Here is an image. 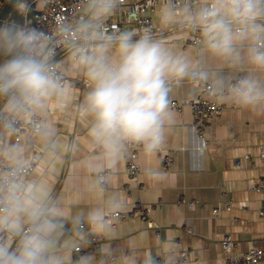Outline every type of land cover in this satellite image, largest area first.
Masks as SVG:
<instances>
[{
  "label": "clouds",
  "instance_id": "clouds-1",
  "mask_svg": "<svg viewBox=\"0 0 264 264\" xmlns=\"http://www.w3.org/2000/svg\"><path fill=\"white\" fill-rule=\"evenodd\" d=\"M8 2L21 19L0 20V264H137L108 243L80 254L114 231L125 206L107 194L110 177L130 146L161 148L178 85L205 84L214 100L264 113V0H167L158 22L194 34L191 55L150 29L109 31L106 17L122 0H80L54 34L29 23L37 0ZM73 72L89 86L75 105ZM69 110L88 123L78 163L93 174L84 191L101 201L75 213L79 197L62 204L47 179L81 149L58 140L52 123L53 112Z\"/></svg>",
  "mask_w": 264,
  "mask_h": 264
},
{
  "label": "crops",
  "instance_id": "crops-1",
  "mask_svg": "<svg viewBox=\"0 0 264 264\" xmlns=\"http://www.w3.org/2000/svg\"><path fill=\"white\" fill-rule=\"evenodd\" d=\"M163 6L161 4L154 13L153 35L162 38L178 53L193 54V45L184 42L192 39V33L163 28L159 24L158 13ZM126 29L130 27L125 26ZM206 63L210 68L219 67L212 61ZM69 77L70 104L75 105L86 95L89 86H84L86 79L82 75L73 72ZM198 92L199 89L186 82L174 88L170 101L194 98ZM221 102L225 108L207 128L204 148L198 147L191 137L192 113L186 106L181 112L170 107L172 118L158 151L146 154L139 146L135 161L140 173L136 180L127 173L128 149L110 177L107 194L119 195L125 205L122 211L130 210L136 200L152 205L150 216L156 226L148 227L147 222L138 217L118 219L110 235L98 238L99 245L108 243L130 252L137 264H143L146 256L154 257L156 264L222 263L226 254L223 239L227 234L234 239L236 254L253 247L264 249V218L257 214L258 209L264 208V185L260 191L252 188L253 183L264 177L260 159V152L264 150V113ZM51 119L58 140H76L81 145L80 151L64 158L61 166L47 177L53 196L64 205L79 197V205L70 209V213L98 206L101 201L84 191L93 174L78 163L86 151L88 123L76 119L71 110L53 112ZM169 150L173 151V164L164 169L161 157ZM246 154L252 163L244 159ZM238 159H242L240 165L236 163ZM223 189L231 204H220V211L214 214V207L224 198ZM193 198L197 200L193 207L179 205L182 199ZM258 264H264V258Z\"/></svg>",
  "mask_w": 264,
  "mask_h": 264
},
{
  "label": "built area",
  "instance_id": "built-area-1",
  "mask_svg": "<svg viewBox=\"0 0 264 264\" xmlns=\"http://www.w3.org/2000/svg\"><path fill=\"white\" fill-rule=\"evenodd\" d=\"M167 0H122L121 7L118 11L106 17V25L109 31L118 32L124 30L125 26H129L130 30L137 33H143L145 30H151L152 33L156 30L154 13L161 4H166ZM80 0H37L33 4V15L28 17V21L34 27L55 33L56 29L65 21H69L74 15L81 11ZM196 36L192 34V39L188 45H193ZM71 78L69 77V81ZM85 87H88L87 81L83 82ZM186 106L191 109L192 121L189 125L191 137L198 143V147L204 148L207 145L205 133L208 127L211 126L212 120L216 119L220 112L225 108L224 103L219 100L210 98L208 89L205 84L199 85V92L196 97L186 100H171L170 107L182 111ZM140 145H132L129 147L127 154V173L130 178L136 180L140 173V167L135 161L137 150ZM246 161L251 162L249 154L244 155ZM260 159L264 169V150L260 152ZM162 167L169 169L173 164V151L169 150L162 154ZM242 159H238L236 163L240 165ZM252 163V162H251ZM264 185V177L258 183H253L252 188L256 191L262 190ZM224 198L214 207L213 213L218 214L220 204L230 205L231 199L227 192L223 189ZM197 203L195 198L182 199L179 205H185L187 208L193 207ZM153 209L152 205H148L141 200H136L132 203L130 210L121 211L119 219L128 217H138L147 222L148 227L156 226L152 220L150 213ZM259 217L264 218V208L257 210ZM160 230V228L158 227ZM234 239L231 234H227L223 239V248L225 251L224 261L215 264H258L264 258V249L253 247L243 253L236 254L234 250ZM99 247V240L93 243L90 247L81 250L80 254L91 253ZM163 264V263H160Z\"/></svg>",
  "mask_w": 264,
  "mask_h": 264
},
{
  "label": "water",
  "instance_id": "water-1",
  "mask_svg": "<svg viewBox=\"0 0 264 264\" xmlns=\"http://www.w3.org/2000/svg\"><path fill=\"white\" fill-rule=\"evenodd\" d=\"M13 10L12 5L7 2L5 6L0 9V20L8 19Z\"/></svg>",
  "mask_w": 264,
  "mask_h": 264
},
{
  "label": "trees",
  "instance_id": "trees-1",
  "mask_svg": "<svg viewBox=\"0 0 264 264\" xmlns=\"http://www.w3.org/2000/svg\"><path fill=\"white\" fill-rule=\"evenodd\" d=\"M0 2H2L3 3V6H5V4L8 2V0H0ZM32 15H33V11L29 15V17H31ZM8 19H17V20H19L21 18L15 13L14 10H12V12H11V14H10V16H9ZM3 59H4V57L0 56V61H2Z\"/></svg>",
  "mask_w": 264,
  "mask_h": 264
},
{
  "label": "rangeland",
  "instance_id": "rangeland-1",
  "mask_svg": "<svg viewBox=\"0 0 264 264\" xmlns=\"http://www.w3.org/2000/svg\"><path fill=\"white\" fill-rule=\"evenodd\" d=\"M2 6H3V3H2V2H0V9L2 8Z\"/></svg>",
  "mask_w": 264,
  "mask_h": 264
},
{
  "label": "bare ground",
  "instance_id": "bare-ground-1",
  "mask_svg": "<svg viewBox=\"0 0 264 264\" xmlns=\"http://www.w3.org/2000/svg\"><path fill=\"white\" fill-rule=\"evenodd\" d=\"M180 112V111H179ZM168 206V205H167ZM123 211H125V210H123ZM128 211V210H127Z\"/></svg>",
  "mask_w": 264,
  "mask_h": 264
}]
</instances>
